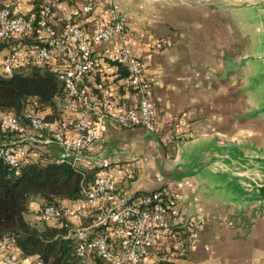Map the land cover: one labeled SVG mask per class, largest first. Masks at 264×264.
<instances>
[{
	"label": "crops",
	"instance_id": "0c3cea01",
	"mask_svg": "<svg viewBox=\"0 0 264 264\" xmlns=\"http://www.w3.org/2000/svg\"><path fill=\"white\" fill-rule=\"evenodd\" d=\"M0 1L12 4L22 14L36 5V0ZM42 1L52 3L56 29L61 31L77 23L92 35L109 20L114 0ZM89 1L94 8L86 14L82 8ZM115 1L127 24L132 53L143 66L158 127L161 132L171 128L178 144L174 139L161 142L158 133L143 126L124 128L107 121L101 139L90 147L89 154L110 161L107 170L120 197L164 188L174 224L186 226L190 232L188 254L181 255L163 242L145 264H264V214L256 217L244 234L236 220L229 218L241 207L209 194L203 169H196L193 159H189L191 148L202 140L230 141L223 138L225 130L242 115V97H237L241 77L232 73L224 77L226 60L243 54L241 18L233 8L222 7L217 0ZM31 47L27 43L21 46L14 69L33 63ZM92 48L104 60L103 70L88 80L91 91L98 92L103 84H115L125 68L118 59L117 37L94 43ZM9 52L7 46L0 50V66ZM66 63L63 56L56 55L47 65L58 70ZM117 97L136 102L132 91L119 89ZM76 133L71 130V134ZM40 137L27 130L11 135L9 140L24 163L42 156L57 158L60 146L42 143ZM83 168L89 176L105 170L100 162ZM39 207L38 200L32 202L27 219L35 221Z\"/></svg>",
	"mask_w": 264,
	"mask_h": 264
},
{
	"label": "built area",
	"instance_id": "2783aa9c",
	"mask_svg": "<svg viewBox=\"0 0 264 264\" xmlns=\"http://www.w3.org/2000/svg\"><path fill=\"white\" fill-rule=\"evenodd\" d=\"M93 8L89 1L82 11L88 14ZM52 17L51 4L43 6L39 16L34 11L22 14L7 6L0 7V39L21 37L36 28L42 41L31 47L33 62L47 64L56 55L67 60L57 70L66 93L62 117L48 120L36 101L26 110V124L14 112L0 115V156L20 174L24 162L2 131L23 134L30 130L40 134L42 143L60 146L55 162L68 163L82 172L80 196L45 206L42 217L48 223L68 227L65 237L76 239V253L83 264H145L146 258L163 242L181 255L188 254L190 242L184 232L186 226L174 224L165 189L120 197L107 170L110 161L89 154L90 147L101 139L107 121L124 128L143 126L150 132L160 133L143 66L132 53L119 4L112 2L109 20L98 26L92 35L86 34L77 23H70L60 31L53 25ZM114 37L120 44L118 59L125 74L115 84L106 83L98 92L91 91L89 78L104 67L102 56L95 53L92 46ZM19 59V49L13 46L2 65L4 72L11 74ZM119 89L134 92L136 102L120 100ZM71 130L77 133L73 135ZM32 138L35 137L32 135ZM162 139L168 140L166 133ZM96 162L105 170L89 176L83 166H93ZM0 264L45 262L37 255L20 254L0 240Z\"/></svg>",
	"mask_w": 264,
	"mask_h": 264
},
{
	"label": "trees",
	"instance_id": "16d2710c",
	"mask_svg": "<svg viewBox=\"0 0 264 264\" xmlns=\"http://www.w3.org/2000/svg\"><path fill=\"white\" fill-rule=\"evenodd\" d=\"M35 2L31 11L37 16L46 4H51L53 13L52 3ZM3 6L13 9L12 4L0 1V7ZM41 41L34 28L21 37L0 39V50L5 46L10 50L16 46L20 50L25 43L33 46ZM35 101L48 120L62 117L66 93L57 70L33 62L6 74L0 66V115L14 112L26 124V110ZM2 134L10 139L14 133L2 131ZM44 158L24 163L20 174H16L0 156V240L6 241L20 254L39 256L45 264H83L76 253V239L65 237L68 227L48 223L42 217L45 206L80 196L83 174L68 163L55 162L52 157ZM35 200L39 201L40 207L36 220L31 221L27 214Z\"/></svg>",
	"mask_w": 264,
	"mask_h": 264
},
{
	"label": "rangeland",
	"instance_id": "374dc122",
	"mask_svg": "<svg viewBox=\"0 0 264 264\" xmlns=\"http://www.w3.org/2000/svg\"><path fill=\"white\" fill-rule=\"evenodd\" d=\"M218 4L222 7H228L222 0H217ZM241 25L243 27L244 48L243 54L239 57H229L224 65V77H228L231 73L239 74L241 77L240 94L237 97H242L243 112L239 116L238 121H232L229 123L225 130L224 140H230L220 143L214 138L202 140V142L213 141L219 145L235 143L242 147L245 153L252 154L257 147L264 149V80H256V77L264 74V58H258L257 60L245 61L244 56L254 52L258 56L264 55V23L263 14L264 9H259V18L256 14H251L258 21L257 25L248 21L250 20L245 14V11L241 13ZM237 16H239L237 14ZM242 59V65L240 61ZM260 79H262L260 77ZM258 110V111H257ZM242 119V120H241ZM181 121H178L180 123ZM164 133L167 134L169 142L174 139L175 144H178L176 135L172 133V129L158 133L160 141L163 142ZM222 138V137H221ZM182 139V138H180ZM186 139V138H185ZM236 140V141H233ZM238 141V142H237ZM200 143V142H199ZM264 214V204L260 205L258 202H252L245 205L243 208H239L237 211H233L229 214V218L232 217L236 220L237 224L241 227L242 232L247 233L251 225L254 223L256 217ZM183 230V229H181ZM186 236L189 237L190 232L186 228Z\"/></svg>",
	"mask_w": 264,
	"mask_h": 264
},
{
	"label": "water",
	"instance_id": "95a60500",
	"mask_svg": "<svg viewBox=\"0 0 264 264\" xmlns=\"http://www.w3.org/2000/svg\"><path fill=\"white\" fill-rule=\"evenodd\" d=\"M229 8H233L239 17L245 14L250 23L257 25L259 9H264V0H222ZM251 14H256V18ZM252 23H251V22ZM264 23V14H263ZM264 58L254 52L244 56L245 61ZM242 65V59L239 60ZM260 77L262 79H260ZM264 80V74L256 80ZM264 110V105H263ZM258 111V110H257ZM255 148L252 154L245 153L238 144L219 145L213 141L200 142L191 148V156L196 169H203L202 176L207 179L206 191L220 199L233 202L243 208L245 205L258 202L264 204V149Z\"/></svg>",
	"mask_w": 264,
	"mask_h": 264
}]
</instances>
